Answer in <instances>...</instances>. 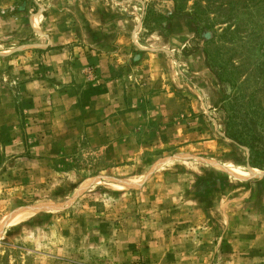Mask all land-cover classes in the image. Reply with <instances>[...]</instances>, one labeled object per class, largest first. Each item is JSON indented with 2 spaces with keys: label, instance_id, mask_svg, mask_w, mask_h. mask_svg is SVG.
Returning a JSON list of instances; mask_svg holds the SVG:
<instances>
[{
  "label": "rangeland",
  "instance_id": "obj_1",
  "mask_svg": "<svg viewBox=\"0 0 264 264\" xmlns=\"http://www.w3.org/2000/svg\"><path fill=\"white\" fill-rule=\"evenodd\" d=\"M0 264H264L251 0H0Z\"/></svg>",
  "mask_w": 264,
  "mask_h": 264
},
{
  "label": "trees",
  "instance_id": "obj_2",
  "mask_svg": "<svg viewBox=\"0 0 264 264\" xmlns=\"http://www.w3.org/2000/svg\"><path fill=\"white\" fill-rule=\"evenodd\" d=\"M174 1L176 3V0H174ZM196 5H198V4L196 3L195 6ZM231 5L232 6L230 9H233V7H234L233 2H231ZM251 9L254 11V13L256 15H259V14L264 15V0H251ZM198 13H199L198 11L193 12L192 18L187 21V26L193 32H196L198 30H203L205 28H209L212 26L211 23H206L202 27H199V25L197 24V20H196L198 18ZM254 30H256L254 32H257L258 34L261 32L260 29H254ZM254 34H256V33H254ZM229 138H231L232 140H234L238 143H241V141L235 137H229ZM251 142H252V139H251Z\"/></svg>",
  "mask_w": 264,
  "mask_h": 264
},
{
  "label": "water",
  "instance_id": "obj_3",
  "mask_svg": "<svg viewBox=\"0 0 264 264\" xmlns=\"http://www.w3.org/2000/svg\"><path fill=\"white\" fill-rule=\"evenodd\" d=\"M164 160H165L164 158L160 159V160H159V161L153 166L152 170H153L154 168L158 167L161 163H163ZM251 174H253L252 171H251ZM100 178H101V176H96V177H94V178L91 180L90 183H93V182L97 181V180L100 179ZM107 178H109V177H107ZM111 179H113L114 181H117V182H119V183H122L123 185H126V186H128V187H135V186L137 185L136 183H134V182H130V181H127V180H125V179H116V178H111ZM86 186H87V185H84L83 188L86 187ZM59 207H61V206H60V205L28 206V207H26V209L34 210V211L36 212V211H44V210L56 209V208H59ZM19 209H21V208H19ZM24 209H25V208H24ZM16 211H17V210H16ZM14 213H15V211H13L12 213H10V214L8 215L7 221H8V219H10V218L14 215ZM5 222H6V221H5Z\"/></svg>",
  "mask_w": 264,
  "mask_h": 264
},
{
  "label": "bare ground",
  "instance_id": "obj_4",
  "mask_svg": "<svg viewBox=\"0 0 264 264\" xmlns=\"http://www.w3.org/2000/svg\"><path fill=\"white\" fill-rule=\"evenodd\" d=\"M30 209H27V210H22V211H20V212H17L16 214H15V216L11 219V221L15 218V217H17L18 215H20V214H22V213H25V212H27V211H29ZM30 211H32V210H30ZM35 213V211H32L31 212V214H34ZM7 221V220H6ZM10 222V221H9Z\"/></svg>",
  "mask_w": 264,
  "mask_h": 264
}]
</instances>
